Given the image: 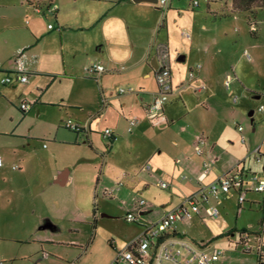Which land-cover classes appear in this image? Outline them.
<instances>
[{
  "label": "crops",
  "instance_id": "1",
  "mask_svg": "<svg viewBox=\"0 0 264 264\" xmlns=\"http://www.w3.org/2000/svg\"><path fill=\"white\" fill-rule=\"evenodd\" d=\"M34 1L0 0V122L3 111L8 112L13 106L22 112V119L38 116L51 122L50 125L55 128L54 140L59 141L63 148L74 149L78 156L77 162H87V166L95 169L101 164V176L94 190L98 199L101 196L119 198L120 193L127 190L149 191L153 185L151 181L162 179L167 182L168 189L173 192L172 200H178L176 203H166L171 206L170 210L159 211L158 208L163 205L157 199H140L134 202L133 209L128 210L141 217L138 225L142 228L144 224L157 222L185 199L196 195L201 188L239 166L235 187L238 192L245 193V203L240 205L238 201H233V196L226 198L222 194L220 205L223 206V213L214 218L209 211L219 203L214 198L209 202L203 201L196 216L204 219L208 215L215 221L209 228L208 239L196 242L188 238V226H194L197 221L194 215L178 221L172 230L173 236L183 238L207 252L224 251L215 264H264V259L260 260L253 253L264 256V215L258 227L251 221H233L227 213V207L232 206L234 210L238 208L236 217H240L244 215L246 204L249 209L257 205H263L264 209V196L261 198L259 193L252 192L251 181L253 175L264 179V173H255L251 169L252 165L247 164L249 169L246 166L245 157L256 154L261 146L248 145V136L242 125L246 143L240 141L238 150L221 143L222 133L217 136L216 130L222 122L220 117L227 100L216 89L224 88L227 92L233 89L231 85V89L227 90L225 82H218L219 76L215 81L213 64L217 61V54L211 51L212 40L203 50L200 47L197 49L207 60L204 67L194 62L193 46H187L192 41L189 33L182 31L180 46L171 43L168 15L165 7L159 3L54 0L59 9L54 13L49 11L40 14L30 5ZM188 1L191 5V0ZM213 3L208 0L210 13L214 10ZM48 14L54 17L53 30L49 29L52 22ZM21 50L28 60L29 81L4 85L2 79L13 74L15 60ZM164 53H168L170 61L173 91L164 108L165 120L152 124L146 110L158 89L156 72ZM190 58L193 63L185 67L182 63ZM93 63L103 65L106 72L89 75L86 69ZM232 70L234 83L240 79L235 68ZM191 73L194 78H191ZM228 75L226 73L224 79ZM202 87L205 89L200 90ZM120 88H132L134 92L120 94ZM24 102L33 105L28 112L20 109ZM49 110L53 111L50 113ZM9 113L10 119H13L12 110ZM133 118L138 119L139 123L129 133V122ZM67 120L83 126V130L77 134L85 135L86 144L81 142L78 147L76 145L81 140L72 134L73 131L69 134L61 132L64 128L62 124ZM108 129L112 130L115 137L111 145L104 137ZM198 135L206 139L202 155L195 151ZM58 150L59 146H56L54 151ZM263 158V155L258 156L257 160L262 161ZM2 162L0 168L5 166L3 159ZM207 164L210 166L207 167ZM15 166L17 169H14ZM15 166L13 169L19 170L18 165ZM109 166L117 172L107 174ZM146 166H150L151 170H145ZM77 175L75 164L70 163L54 173V184L70 187L76 182ZM109 192L113 194L110 196ZM141 201L145 205L141 206ZM111 209V205H105V210L109 212ZM148 214L152 215L144 217ZM38 230L60 232L59 224L50 219H44ZM241 231L248 232L250 236L240 238L235 234ZM230 232L232 235L229 238L222 237ZM50 234L40 240L48 244L60 242ZM217 240H224L227 248H215L212 242ZM71 243L76 244L75 241ZM122 249L124 247L115 243V253L107 256L105 264H111L116 253ZM245 249L252 253H244ZM189 258L190 255L184 252L182 260Z\"/></svg>",
  "mask_w": 264,
  "mask_h": 264
},
{
  "label": "rangeland",
  "instance_id": "2",
  "mask_svg": "<svg viewBox=\"0 0 264 264\" xmlns=\"http://www.w3.org/2000/svg\"><path fill=\"white\" fill-rule=\"evenodd\" d=\"M199 1L200 7L193 8L188 0H169L164 9L168 15L171 43L180 46L182 31L189 33L192 41L187 46H193L194 62L205 67L207 60L197 49L203 50L212 40L211 51L217 54V61L213 64L215 81L219 76L218 82L224 84L226 73L234 75L233 68L240 79L232 84V92L216 89L227 100L220 117L222 122L216 130L217 136L222 133L221 143L238 150L241 136L237 127L242 125L248 136V145L264 148V113L257 110L264 105V10L254 9L253 13H258L254 18V15L240 12L233 0H212L214 10L210 13L208 0ZM171 4L173 6L169 9ZM255 4L261 3L257 1ZM48 15L54 24V17ZM253 26L257 31L252 30ZM245 52L249 53L252 61L245 57ZM192 63L190 58L182 64L186 67ZM235 95L240 99L237 105L233 104ZM11 110L13 119H10ZM52 111L49 110L50 113ZM252 111H255L253 116L250 115ZM21 113L13 106L8 112L3 111L0 122V157L5 164L0 168V264H105L107 256L115 253V243L125 248L143 231L138 222L127 221L128 210L134 208L135 201L157 199L163 205L158 208L161 212L171 209L167 202L178 201L172 200L170 189L159 188L157 181H151L153 185L149 191L127 190L120 193L119 198H96L94 190L101 176V164L95 169L87 166V162H77L74 149L63 148L59 141L54 140L55 128L51 122L38 116L22 119ZM50 116L54 119L53 115ZM62 127V133L72 132L64 124ZM72 134L81 140L76 146L80 147L81 142L86 144L85 135ZM231 142L235 145L232 146ZM56 146H59L58 152L54 151ZM258 156L245 157L246 166L252 165L253 172L263 174L264 158L258 161ZM70 163L75 164L78 171L76 182L67 188L54 184V173ZM15 165L19 170L13 169ZM114 170L109 166L106 172L115 174L117 170ZM232 196L237 202L238 194ZM259 196L263 198L264 195ZM250 197L251 194L248 195ZM105 205H111L113 210L108 212ZM214 207L223 213V206L216 204L211 209ZM248 207L246 204L244 215L240 217H236L238 208L234 210L232 206L227 207V213L233 221H251L259 227L264 215L263 205ZM193 215L198 222L188 226V238L202 242L210 236L209 228L215 221L208 215L204 219L196 213ZM44 219L58 223L60 232L39 231V224ZM46 234L60 242L43 243L40 239ZM73 241L76 244H72ZM224 242L217 240L212 243L215 248L224 249Z\"/></svg>",
  "mask_w": 264,
  "mask_h": 264
},
{
  "label": "built area",
  "instance_id": "3",
  "mask_svg": "<svg viewBox=\"0 0 264 264\" xmlns=\"http://www.w3.org/2000/svg\"><path fill=\"white\" fill-rule=\"evenodd\" d=\"M168 2L169 0H158L159 5L162 7H166ZM191 4L194 7H199L200 1L191 0ZM33 5L35 11L40 14H45L49 11L54 13L59 9V6L54 2V0H37L34 1ZM54 28L55 26L53 24L49 25L50 30H53ZM252 30L257 31L254 26L252 27ZM185 35L189 37L188 34L185 33ZM245 56L249 61L252 60L248 52L245 53ZM86 71L89 75L96 76L105 73L106 69L99 63H93L86 69ZM191 78H194L193 73H191ZM28 81V60L25 57L24 51L21 50L16 57L13 74L5 76L2 79V83L4 85L12 83L23 84ZM156 81L158 86L157 92L146 110L147 118L152 124L165 120L164 108L167 105L169 97L173 91L168 53H164L161 57L160 65L158 66L156 72ZM232 83L233 76L229 74L225 80L227 90L231 89ZM203 89H205V87H202L200 90ZM118 92L120 94H126L132 93L134 90L132 88H120ZM238 101L239 97L235 96L233 98L234 104H237ZM32 106V103L24 102L21 104L20 109L23 112H28ZM257 110L260 113H264V105L259 106ZM138 123V119H131L129 122L128 132L131 133ZM64 126L73 132H80L83 130V126L73 120H67L64 123ZM237 130L241 134V142L245 144L246 137L243 135V127L238 126ZM112 136H114L112 130L108 129L105 131L104 137L106 139L109 140ZM205 146L206 139L204 136L198 135L196 137L195 145L196 153L198 155H202L204 153ZM256 154H259V156L264 155V148H258L256 150ZM2 164V158L0 157V166H2ZM206 166L209 167L210 164H207ZM14 169H17V167L15 166ZM238 169L239 166L234 167L217 181L201 188L196 195L187 198L179 206L162 216L157 222L153 224H144L141 234L133 239L124 249L118 251L111 264H215L218 262L223 256L224 251L215 250L213 252H207L183 238L173 236L172 230L178 221L191 218L193 213H199V201L209 202L211 198H214L220 204L222 201V194H224L226 198H230L234 193H238V203L240 205L244 204L245 193L242 191L238 192L235 187L237 179L239 178V175H237ZM145 170L150 171L151 167L146 166ZM251 181L253 183V191L255 193L264 194V179H261L258 175H253L251 177ZM157 186L163 190H167L169 188V184L162 179L158 180ZM112 194L113 192H109L110 196ZM140 205H145V202L141 201ZM209 213L210 216L214 218H218L220 216V211L216 207L210 210ZM140 219L141 217L135 212H130L127 216L128 222H138ZM184 252L189 254L190 258L183 261L182 257ZM261 257V259H264V256L261 255Z\"/></svg>",
  "mask_w": 264,
  "mask_h": 264
},
{
  "label": "trees",
  "instance_id": "4",
  "mask_svg": "<svg viewBox=\"0 0 264 264\" xmlns=\"http://www.w3.org/2000/svg\"><path fill=\"white\" fill-rule=\"evenodd\" d=\"M260 2L261 4H255L256 2ZM233 3H234V6L240 10V12H244V13H248L250 16L251 15H254V18L255 16L258 14V13H253V10L256 9V8H259L260 10H264V0H233ZM30 4V3H29ZM34 7L33 4H30ZM191 6L193 8H198V7H194L192 4ZM255 34V33H254ZM76 133H79V132H76ZM115 141V137L112 136L109 138V143L110 145ZM264 156V155H263ZM137 223V222H135ZM138 224V223H137ZM233 233V232H232ZM235 234H238L240 236V238H242L243 236H250V234L248 232H244V231H241V232H235ZM231 232L228 233L226 236H222L223 238H229L231 236ZM244 253L248 254V253H252L250 252L249 250H246L244 251ZM258 258H260L261 260V255L257 252H253Z\"/></svg>",
  "mask_w": 264,
  "mask_h": 264
},
{
  "label": "water",
  "instance_id": "5",
  "mask_svg": "<svg viewBox=\"0 0 264 264\" xmlns=\"http://www.w3.org/2000/svg\"><path fill=\"white\" fill-rule=\"evenodd\" d=\"M133 1L136 2V3H140V2H148V3H151V4H155V5L158 4V0H133ZM250 115L253 116V115H254V111H252V112L250 113Z\"/></svg>",
  "mask_w": 264,
  "mask_h": 264
}]
</instances>
